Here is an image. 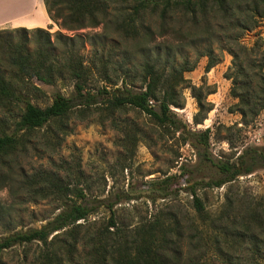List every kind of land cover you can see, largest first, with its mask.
Returning <instances> with one entry per match:
<instances>
[{
	"label": "trees",
	"instance_id": "obj_1",
	"mask_svg": "<svg viewBox=\"0 0 264 264\" xmlns=\"http://www.w3.org/2000/svg\"><path fill=\"white\" fill-rule=\"evenodd\" d=\"M44 2L51 20L63 29L103 24L120 39L108 50L93 49L88 61L75 36L59 30L53 38L41 27L0 29V190L9 187L17 199L53 200L58 210L40 227L0 237V257L17 245L38 243L31 264H211L213 259L220 264H264V194L236 197L228 192L215 213L192 189V217L201 225L190 217L187 231L177 219L165 222L158 217L128 235L114 209L121 197L112 202L101 192L92 195L94 183L79 161H52L54 168L31 173L18 169L21 156L32 145V133L47 129L53 140L59 131H68L66 120L72 114L111 120L135 145L139 129L129 119L118 118V113L134 110L162 133L179 134L184 142L197 138L207 152L211 129L194 131L174 109L184 108V90L189 88L198 105L193 121L203 123L213 109L208 96L216 86L206 81L194 85L186 73L203 56L208 57L205 70L209 72L223 51L232 55L225 76L232 81L231 96L237 99L234 111L245 125L255 122L264 111V42L248 46L242 37L264 19V0ZM95 79L101 84L92 86ZM36 81L69 82L73 92L68 96L56 90L42 106L37 101L46 92ZM204 155L220 174L207 185L220 187L264 168V146L247 147L224 161ZM175 177H166L157 189L166 190L162 183ZM102 206L110 212L106 227L86 229L81 221ZM16 210L14 203L0 200V227L11 229ZM0 264L5 263L0 259Z\"/></svg>",
	"mask_w": 264,
	"mask_h": 264
},
{
	"label": "rangeland",
	"instance_id": "obj_2",
	"mask_svg": "<svg viewBox=\"0 0 264 264\" xmlns=\"http://www.w3.org/2000/svg\"><path fill=\"white\" fill-rule=\"evenodd\" d=\"M50 25L44 29H48L53 38L58 30L65 35L75 36L77 47L88 61L92 57L93 49L101 50L105 46L108 50L120 39L113 28L103 24L78 30L63 29L55 22ZM242 41L248 46L256 41L264 42V19L258 27L246 31ZM187 49L194 59L196 55L193 47L189 46ZM219 52L217 49L215 54L218 55ZM207 61V56L201 57L196 68L186 73V77L194 85L200 86L206 81L208 85L216 86V92L208 96V100L213 103V109L207 118L203 123H194L193 117L198 111V105L189 88L184 90V108L174 109L194 131L208 127L211 129L207 152L199 146L197 138L184 142L179 134L172 136L162 133L145 116L134 110L120 112L118 118L121 121L129 119L137 127L136 131L139 129L135 145L127 140V133L117 129L111 120L101 122L97 114L85 119L72 114L66 120L68 131H59L53 140L47 129L32 133V145L21 156L18 169L31 173L37 169L54 168L52 161H79L94 183L92 195L101 192L103 197L112 202L121 197L114 209L119 224L126 229L128 235L133 234L141 223L158 217L165 219V222H174L177 219L189 231L186 226L193 215L192 189L203 199L209 211L215 213L222 208L228 192L236 197L263 195L264 168L240 176L233 183H225L220 187L206 184L207 181L218 179L220 174L214 165L206 161L204 153H208L216 161H224L234 159L247 147L264 146V111L250 125H245L240 113L234 111L237 99L231 96L232 81L225 76L232 65V55L223 51L219 63L209 72L205 70ZM36 84L46 92L37 101L42 106L51 101L56 90L68 96L73 92V86L69 82L60 81L56 85H48L36 81ZM100 84L95 79L92 86ZM229 126H232L231 131H228ZM171 175H176L174 180L162 183L167 189H157L160 187L157 183ZM0 200L7 205L14 203L17 209L13 213L15 219L11 221V229L8 231L7 228L0 227V237L18 230L40 227L58 212L55 201H33L24 196L17 199L9 187L0 190ZM109 217V209L102 206L86 221L81 222L86 229L93 231L102 226L106 227ZM192 219L195 220V225H201L197 217ZM39 248L38 243L17 245L3 252L0 259L5 264H31ZM212 261L211 264H220L215 259Z\"/></svg>",
	"mask_w": 264,
	"mask_h": 264
},
{
	"label": "crops",
	"instance_id": "obj_3",
	"mask_svg": "<svg viewBox=\"0 0 264 264\" xmlns=\"http://www.w3.org/2000/svg\"><path fill=\"white\" fill-rule=\"evenodd\" d=\"M51 23L44 0H0V29L45 28Z\"/></svg>",
	"mask_w": 264,
	"mask_h": 264
}]
</instances>
